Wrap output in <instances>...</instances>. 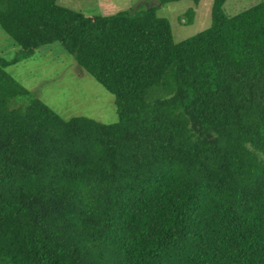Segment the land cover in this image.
Segmentation results:
<instances>
[{
  "label": "trees",
  "instance_id": "1",
  "mask_svg": "<svg viewBox=\"0 0 264 264\" xmlns=\"http://www.w3.org/2000/svg\"><path fill=\"white\" fill-rule=\"evenodd\" d=\"M224 2L175 43L154 7L0 0L8 49L59 43L118 112L64 119L0 56V264H264V1Z\"/></svg>",
  "mask_w": 264,
  "mask_h": 264
},
{
  "label": "rangeland",
  "instance_id": "2",
  "mask_svg": "<svg viewBox=\"0 0 264 264\" xmlns=\"http://www.w3.org/2000/svg\"><path fill=\"white\" fill-rule=\"evenodd\" d=\"M262 1L225 0L222 10L227 17H232ZM58 3L84 17L154 7L156 15L169 22L175 43L207 29L212 23L213 0L198 3L193 0L166 3L162 0H58ZM8 43L11 45L10 39L0 29V56L10 61L5 71L62 118L86 117L102 124L117 121L114 96L82 70L59 43L40 46L26 55H19L16 48L8 49Z\"/></svg>",
  "mask_w": 264,
  "mask_h": 264
}]
</instances>
